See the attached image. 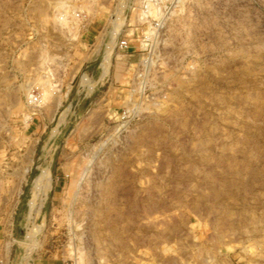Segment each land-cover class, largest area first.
Segmentation results:
<instances>
[{"label": "rangeland", "instance_id": "1", "mask_svg": "<svg viewBox=\"0 0 264 264\" xmlns=\"http://www.w3.org/2000/svg\"><path fill=\"white\" fill-rule=\"evenodd\" d=\"M147 7L0 0V264H264V0Z\"/></svg>", "mask_w": 264, "mask_h": 264}, {"label": "bare ground", "instance_id": "2", "mask_svg": "<svg viewBox=\"0 0 264 264\" xmlns=\"http://www.w3.org/2000/svg\"><path fill=\"white\" fill-rule=\"evenodd\" d=\"M104 72H105L104 74L108 72V62L104 63ZM48 184H49V177H48L47 172H44L41 176L37 177V179L34 180L33 191H32L33 195L31 199V210L32 211L36 207L37 202H39L38 201L39 195L44 194L45 191L49 188Z\"/></svg>", "mask_w": 264, "mask_h": 264}, {"label": "built area", "instance_id": "3", "mask_svg": "<svg viewBox=\"0 0 264 264\" xmlns=\"http://www.w3.org/2000/svg\"><path fill=\"white\" fill-rule=\"evenodd\" d=\"M139 3H141V8L142 10H147V2L148 0H138ZM151 2H153L155 5L159 6L163 0H151ZM118 48L119 50H124L127 49V42L125 40H120L118 43Z\"/></svg>", "mask_w": 264, "mask_h": 264}, {"label": "crops", "instance_id": "4", "mask_svg": "<svg viewBox=\"0 0 264 264\" xmlns=\"http://www.w3.org/2000/svg\"><path fill=\"white\" fill-rule=\"evenodd\" d=\"M97 30H95L94 28H92V32H96Z\"/></svg>", "mask_w": 264, "mask_h": 264}]
</instances>
